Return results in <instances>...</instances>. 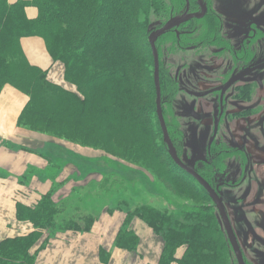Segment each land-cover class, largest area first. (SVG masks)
Segmentation results:
<instances>
[{"label":"trees","instance_id":"1","mask_svg":"<svg viewBox=\"0 0 264 264\" xmlns=\"http://www.w3.org/2000/svg\"><path fill=\"white\" fill-rule=\"evenodd\" d=\"M28 4L37 9L35 20L25 16ZM165 4L163 0H18L8 5L6 0H0V90L8 84L27 97L18 119L20 128L107 152L113 144L105 142L102 134L93 133L99 127L118 146L115 151L120 153V159L145 167L154 178L161 175L179 195L207 199L206 192L194 179L171 169L172 161L167 158L166 144L154 114L148 34L159 24L148 30L146 17L151 11L157 16L160 10L166 14ZM169 4L170 12L177 0H170ZM207 27L205 43L212 39L208 33L217 34L212 23ZM24 37L43 40L51 59L63 65L64 80L75 87V92L51 83L45 71L29 64L20 44ZM169 45L174 50L175 40ZM159 68L162 97L166 89L174 92L176 85L160 63ZM166 127L168 130L170 125ZM169 136L180 158L176 142L170 133ZM212 146V158L207 154L203 166L192 169L213 187L214 178L224 166L222 154L213 153ZM152 165L158 167L159 173H155ZM213 211V205L197 208L184 214L182 222L165 212L142 206L127 212L126 217L139 218L162 238L164 247L159 264L174 261L230 264L231 249ZM57 213L50 194L33 208L17 204L16 219L30 222L34 231L0 241V264H34L36 252L31 249L41 240L43 232L54 226ZM92 213L59 224L66 229L88 231L95 220ZM137 243L138 238L131 231L119 234L115 240L117 247L129 250H134ZM182 246L184 254L175 260V251Z\"/></svg>","mask_w":264,"mask_h":264},{"label":"rangeland","instance_id":"2","mask_svg":"<svg viewBox=\"0 0 264 264\" xmlns=\"http://www.w3.org/2000/svg\"><path fill=\"white\" fill-rule=\"evenodd\" d=\"M163 1L166 3V14L160 10L159 17L151 11L146 17L148 30L158 24V27L161 26L166 18L175 16L178 12V4L172 5L173 9L169 12L171 5L168 3L170 0ZM212 5L213 11L220 15L224 22L223 24L227 29L224 30V33H227V36L231 38L235 33H239L235 28L246 29V26L249 28L256 24L264 28V0H213ZM232 39V46L235 47V51H239L240 42L234 41L236 38ZM169 42L171 40H168V38H161L157 41V43H160L157 49L159 63L172 76V80L176 85L174 92L167 91V89L165 92L163 91L162 113L166 125H170L168 131L176 142L181 161L190 168L200 169L205 162V156H207L206 149L212 133L213 115L218 113V90H216L218 84L215 81L224 82L228 79L219 78L218 73L227 72V77L229 75L233 76L244 69L263 63L264 38H256L248 44V53L245 56L246 59L244 58L246 63L236 62L238 58L235 57L240 56V54L229 55L218 51L217 54L214 52L216 58L213 55V50L211 51V48L206 46L183 53L176 48L171 49ZM198 43L196 41L193 44L198 45ZM233 67L236 68V71H229V68ZM241 82L249 83L251 90L242 98H239L238 94L235 93V91L238 92L236 89L232 88L227 92L224 112L212 146L213 153L222 154L221 162L224 169L220 175H216L213 181L214 184H238L244 169L245 158L236 150V147H239L243 141L252 139L255 146L264 151V102L258 99V90L264 85V66L241 80ZM60 84L63 85L62 87L65 90L75 92V87L72 84L64 82V80ZM152 86L154 114L156 115L154 116L157 118L153 79ZM163 86H166L165 82ZM146 92L150 93L149 89H146ZM192 105L194 106L195 118L191 115ZM93 133L102 134L103 140H106L105 142L113 144L112 147H108V153L42 133L37 135L42 140H40L41 143L47 141L48 146H54L58 150L65 146L79 151L78 156L61 153L54 155V158L48 154L49 168L47 171L51 178L56 177L67 162H71L76 174L83 172V175H87L89 180L87 187H78L79 189L74 191L73 194H76V196L73 198V203L68 202L67 205H62L63 208H56L58 210L57 215H64V218L73 217V220H77L79 211H76V215H73L76 208L74 209L70 205H74L76 200L83 203L85 199L88 201V207L93 208L90 209L91 212L89 211V213L100 212V209L107 206H115L125 212H130L137 207L149 206L167 213L173 220L182 222L184 214L196 211L197 208L204 209L214 206L208 195H205V197H208L205 199L177 194L161 175L154 178L145 167H140L138 164L133 165L124 159H120L118 156L120 153L115 151L116 145L108 137V132L104 134L97 127ZM134 141L137 143L138 139ZM25 152H28V150H25ZM166 155L168 158V154ZM163 158L165 159V156ZM172 163L171 169L175 173L183 175V171L174 164L172 165ZM152 166L155 173H159L158 167ZM85 169L87 171H84ZM255 173L254 169H251L248 173L249 178L245 183L230 188L224 186L219 189V192L222 195L223 205L244 260L247 264H264V210L260 207L261 202H255L263 195V186L259 184L260 182L256 183L254 184L256 190L252 191L253 186L251 183L256 176ZM90 178L98 179V182H94ZM189 182L193 184L192 181ZM196 188L197 186H195ZM252 193L257 194L253 200L250 198ZM79 194L81 197H79ZM82 214L84 215V212ZM214 216L216 221L221 224L216 208ZM193 220L195 221V219ZM230 256V264H236L232 251Z\"/></svg>","mask_w":264,"mask_h":264},{"label":"crops","instance_id":"3","mask_svg":"<svg viewBox=\"0 0 264 264\" xmlns=\"http://www.w3.org/2000/svg\"><path fill=\"white\" fill-rule=\"evenodd\" d=\"M17 1L6 0L8 5ZM24 11L28 20L37 18V9L32 5L28 4ZM20 44L29 64L45 71L51 83L63 86L60 82L64 80V67L51 59L41 38L24 37ZM261 94L264 100V88ZM27 101V97L11 85L6 84L0 90V241L34 231L30 222L16 219L17 204L33 208L50 194L54 206L63 208L68 202L73 203L76 196L73 193L78 187L89 185L87 175L83 172L77 175L71 162H67L56 177H50L48 154L54 158L61 153L78 156L79 151L65 146L58 150L48 146L47 141L41 143L39 133L20 128L18 119ZM250 152L255 157L256 176L263 186L264 203V151L254 148ZM90 180L98 182V179ZM256 195L252 193L251 200ZM87 202V199L83 203L76 200L70 205L76 208L73 215L76 211L79 216L82 212L88 214L93 208H89ZM92 215L95 220L88 231L64 228L59 222L72 221L73 217L58 215L54 226L44 231L41 240L31 249L32 253L36 252L34 264H159L164 242L142 220L127 219V212L115 206H107ZM126 231L138 238L134 250L115 245L116 237ZM44 240L46 243L39 248ZM183 254V246L176 249L175 260L181 259Z\"/></svg>","mask_w":264,"mask_h":264},{"label":"flooded vegetation","instance_id":"4","mask_svg":"<svg viewBox=\"0 0 264 264\" xmlns=\"http://www.w3.org/2000/svg\"><path fill=\"white\" fill-rule=\"evenodd\" d=\"M177 4L179 5V10L176 13V15L175 16L173 15V16L167 18L161 26H159V27L157 26V27L152 28L149 31V33L153 30L161 28L168 21H170L172 19L182 18L183 20L179 25L170 28L161 37H159L157 39V41L160 40L161 38H168V40L174 39L175 40V46H176L175 48L178 49L179 51L183 52V53L195 51V50H198L197 48L206 46L208 48H211V51L213 50L212 52H213L214 56H215L214 52H216V54H217L218 51H220L222 53L224 52V54L227 53L229 55L240 54V56L235 57V58H238L236 60V62L246 63V60H245L246 57L245 56L248 53L247 52L248 44L251 41L256 40V38L257 39H259L260 37L264 38V28L260 27L257 24L252 25L249 28H248V26H246V29L241 28V27L235 28L237 31H239V33H235V35L232 38H236V39H234V41L240 42V45L238 47L239 51L238 50L235 51V47L232 46V44H231V42H233V39L231 37L227 36V33H224V30H227V29H226L225 25L223 24L224 22H223L222 18L220 17V15H218L217 13H215L213 11V5H212L213 0H177ZM209 22L212 23L213 27L215 26L213 29V32L215 31L217 34H215L216 35L215 36L212 33H208V36H210L209 38H212V39L208 40L209 43L208 42L205 43L203 41L206 40L205 37H206L207 31L209 30L207 27ZM148 36H149V34H148ZM157 41L155 43L156 46H157ZM196 41L199 42L198 45L193 44ZM156 49H157V47H156ZM157 52H158V50H157ZM151 57H152V55H151ZM158 58H159V55H158ZM263 66H264V62L261 64H258V65L252 66L250 68L244 69L243 71L238 72V73L234 74L233 76L229 75L228 77H227V72H219L218 73L219 78H226V79L228 78V79L227 80L225 79L226 81H224V82H221L219 80L215 81V83L218 84V86L216 88V90H218V97H217L218 113L217 114L215 113L213 115V123H214V118L219 116V100H220V93H221V90L223 89V87L228 82H230L233 79H235L236 77L240 76L242 73H244L250 69L256 68L252 72H250L247 75L240 78L237 82L232 84L225 91V93L223 95V100H222V106H223V112H224V105H225L224 103H225V98H226L227 92L233 88V89H236L238 91V92L235 91V93L238 94L239 98H242V96L247 95V92H249V90H251L250 89L251 85L247 82L242 83L241 80H243L244 78H246L250 74L258 71ZM152 67H153V60H152ZM229 71H232V72L236 71V68L235 67H233L231 69L229 68ZM263 88H264V85H262L261 88H259V90H258V96H259L258 99H261L262 102H264V100L261 97V95H262L261 92H262ZM236 98H237V96H236ZM161 107H162V97H161ZM191 115L193 118H195V116H196L195 112H194V106L193 105L191 107ZM222 115H223V113H222ZM222 115H221V117H222ZM221 117L219 119V124H220ZM218 129H219V126H218ZM212 130H213V127H212ZM217 133H218V131H217ZM211 135H212V133H211ZM216 136H217V134H216ZM215 139H216V137H215ZM215 139H214V141H215ZM214 141H213V143H214ZM213 143H212V145H213ZM249 145H250V147H249ZM207 147H208V144H207ZM254 148L260 149L258 146H255V143H253L252 139L243 141L239 147H236V150L240 151L245 158L244 169L242 171L241 178L239 179V182L237 184L238 186L240 184H242L243 182L245 183L246 180H248V178H249L248 173L250 172L251 169L252 170L254 169V172H255V165L256 164H254V157L250 152V150L254 149ZM210 149H211V147H210ZM210 149L209 150L206 149V153L212 158V155L210 153ZM187 167H189V166H187ZM190 169H192V168H190ZM256 183H259L257 176H255L254 180H252V183H251L253 186L252 191L256 190V186L254 185ZM218 184H222V186L220 188L224 187L223 183H218ZM218 184H216V185H218ZM221 197H222V195H221ZM255 202H261L260 207H262L264 210L263 195L260 196L259 199H256Z\"/></svg>","mask_w":264,"mask_h":264},{"label":"water","instance_id":"5","mask_svg":"<svg viewBox=\"0 0 264 264\" xmlns=\"http://www.w3.org/2000/svg\"><path fill=\"white\" fill-rule=\"evenodd\" d=\"M182 18H176L168 21L164 26H162L159 29L153 30L149 33L148 36V44L150 47L151 55H152V60H153V82H154V89H155V110L157 114V119L159 122V126L161 129L162 133V138L164 143L166 144V151L173 162V164L179 168L181 171L189 175L192 179L196 181V183L206 192L212 203L214 204L222 227L224 229L227 241L229 243L230 249L233 253L234 259L236 264H246L242 251L239 247V243L237 241V238L235 236V233L233 231L230 219L226 213L225 207L223 205L221 193H219V188L222 186V184H218L214 187L210 186L201 176H199L194 170L190 169L187 167L178 157L174 146L171 142L165 120L163 117L162 113V107H161V88H160V78H159V58H158V52L156 49V41L159 37H161L166 31H168L170 28L175 27L179 25L182 22ZM256 68L250 69L244 73H242L240 76L236 77L232 81L228 82L223 89L221 90L220 93V100H219V116L214 118V123H213V130H212V135L208 141V147L207 149L209 150L218 131V126H219V119L223 113V106H222V100H223V95L225 91L235 82H237L240 78L243 76L247 75L248 73L252 72Z\"/></svg>","mask_w":264,"mask_h":264}]
</instances>
